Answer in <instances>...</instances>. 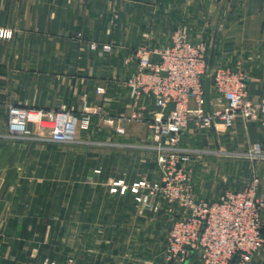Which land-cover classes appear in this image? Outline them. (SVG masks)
Masks as SVG:
<instances>
[{
	"label": "crops",
	"instance_id": "0c3cea01",
	"mask_svg": "<svg viewBox=\"0 0 264 264\" xmlns=\"http://www.w3.org/2000/svg\"><path fill=\"white\" fill-rule=\"evenodd\" d=\"M0 28L11 31L0 38V264H170L169 215L153 209L161 197L143 206L129 192H109L111 179L158 177L146 124L153 103L131 105L126 81L137 61L127 59L139 46L168 44L178 28L192 40L214 36L211 69L239 70L245 99L258 103L264 0H0ZM8 104L88 109L92 122L72 144L10 140ZM222 105L210 87L211 111ZM262 121L257 110L231 126L220 118L187 125L179 145L191 150L185 165L196 197L216 200L257 178L264 198V160L246 157L264 139ZM248 264H264V245Z\"/></svg>",
	"mask_w": 264,
	"mask_h": 264
},
{
	"label": "built area",
	"instance_id": "2783aa9c",
	"mask_svg": "<svg viewBox=\"0 0 264 264\" xmlns=\"http://www.w3.org/2000/svg\"><path fill=\"white\" fill-rule=\"evenodd\" d=\"M10 37L11 31L0 28V38ZM208 50L205 39L192 40L178 28L168 44L153 49L139 46L127 59L137 61L126 81L131 105L141 106L143 97L153 103L146 124L158 177L149 180L141 176L131 183L111 179L109 192H129L134 203L143 206L151 198L161 197L162 204L153 205V209L162 208L169 215L165 257L170 264H248L264 245V220L260 215L264 198L255 195L258 179L253 178L237 191L226 189L216 200L196 197L185 165L191 150L181 147L179 141L191 122L209 128L215 118H220L225 126H231L236 115L248 117L257 110L264 113V97L258 103L248 102L244 75L218 66L211 69L210 87L223 99V105L207 112L203 83ZM152 52L157 55L156 61L151 59ZM95 91L101 93L103 88L96 87ZM192 101L194 107L190 106ZM92 114L88 109L76 112L66 106L44 109L8 104L6 137L72 144L79 129H89ZM108 122L112 124L113 120ZM30 125L38 132H33ZM261 128L264 134V121ZM116 131L122 129L117 126ZM246 157L264 160V139L252 144ZM72 263L69 258L51 264Z\"/></svg>",
	"mask_w": 264,
	"mask_h": 264
},
{
	"label": "water",
	"instance_id": "95a60500",
	"mask_svg": "<svg viewBox=\"0 0 264 264\" xmlns=\"http://www.w3.org/2000/svg\"><path fill=\"white\" fill-rule=\"evenodd\" d=\"M214 40L215 37H212L211 44L209 46L208 50V56H207V69H206V75L204 77V83H203V89H204V99H205V107L209 113H211L210 109V72L212 68V60L214 55Z\"/></svg>",
	"mask_w": 264,
	"mask_h": 264
},
{
	"label": "rangeland",
	"instance_id": "374dc122",
	"mask_svg": "<svg viewBox=\"0 0 264 264\" xmlns=\"http://www.w3.org/2000/svg\"><path fill=\"white\" fill-rule=\"evenodd\" d=\"M208 43H209V46H210V38H208V39H205ZM30 128H31V130L33 131V132H38L37 131V129L34 127V125H30L29 126ZM8 138V137H7ZM8 139H10V140H16V141H21V140H17V139H13V138H8ZM29 140H38V139H29ZM249 160H254V159H249ZM69 258H71V257H68V258H66L64 261H66L67 259H69ZM72 259V258H71ZM64 261H62V262H64ZM52 263H55V262H52ZM61 263V262H60ZM51 264V263H50ZM72 264H74V261H73V263Z\"/></svg>",
	"mask_w": 264,
	"mask_h": 264
}]
</instances>
